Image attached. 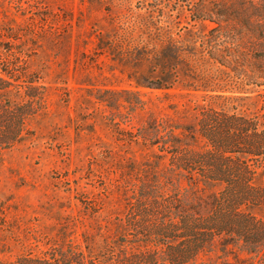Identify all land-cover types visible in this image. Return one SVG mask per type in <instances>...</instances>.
Segmentation results:
<instances>
[{
  "label": "rangeland",
  "instance_id": "374dc122",
  "mask_svg": "<svg viewBox=\"0 0 264 264\" xmlns=\"http://www.w3.org/2000/svg\"><path fill=\"white\" fill-rule=\"evenodd\" d=\"M224 10L213 0H0V74L17 64L14 100L33 76L43 92L33 134L0 154V259L68 248L83 233L108 248L110 221L153 159L128 131L150 118L176 121L196 103L260 112L264 87L210 56L209 17ZM162 64L174 67L169 90L148 86ZM253 212L264 218V205ZM195 264L222 263L202 253Z\"/></svg>",
  "mask_w": 264,
  "mask_h": 264
},
{
  "label": "trees",
  "instance_id": "16d2710c",
  "mask_svg": "<svg viewBox=\"0 0 264 264\" xmlns=\"http://www.w3.org/2000/svg\"><path fill=\"white\" fill-rule=\"evenodd\" d=\"M213 2L226 10L209 17L217 24L210 32L218 33L209 43L211 58L247 85L264 87V0ZM164 64L150 88H172L174 67ZM16 66L3 68L9 77L0 74V154L33 134L27 121L43 103L34 76L25 99L12 98L11 78L22 76L11 71ZM179 110L181 119L152 117L128 131L153 159L130 185L124 215L110 221L108 248L96 250L83 233V243L0 264H195L202 253L222 264H264V218L253 212L264 205V182L258 180L264 171V95L255 115L197 103L190 112ZM188 115L192 120H183Z\"/></svg>",
  "mask_w": 264,
  "mask_h": 264
}]
</instances>
